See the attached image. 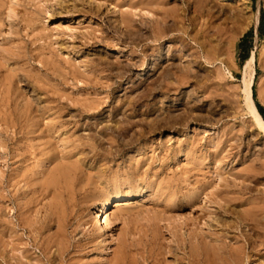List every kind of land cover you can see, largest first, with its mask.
<instances>
[{"label": "rangeland", "instance_id": "1", "mask_svg": "<svg viewBox=\"0 0 264 264\" xmlns=\"http://www.w3.org/2000/svg\"><path fill=\"white\" fill-rule=\"evenodd\" d=\"M117 1L0 0V195L10 198L7 220L18 225L23 208L42 230L36 239L17 227L21 250L8 257L26 247L44 264H188L191 256L203 264H264V137L243 109L238 49L248 35L244 48L256 56L253 87L264 94V0H149L153 5L136 9L128 2L142 0ZM163 8L183 13V31L169 30L172 13L165 20ZM125 10L134 13L136 30L122 25ZM152 20L168 29L157 42L149 37ZM93 30L104 43L83 47V34ZM200 43L214 47L211 57ZM182 75L186 84L179 87ZM55 192L63 198L55 200ZM113 195L121 199L96 219ZM104 218L111 226L101 233ZM47 232L68 238V245L56 241L67 248L63 256L56 252L63 244L54 241L45 259L41 246L54 239Z\"/></svg>", "mask_w": 264, "mask_h": 264}, {"label": "bare ground", "instance_id": "2", "mask_svg": "<svg viewBox=\"0 0 264 264\" xmlns=\"http://www.w3.org/2000/svg\"><path fill=\"white\" fill-rule=\"evenodd\" d=\"M116 1V0H115ZM118 1H120V0H118ZM117 1V2H118ZM154 3V2H153ZM116 4V3H115ZM149 4H152V2L151 1H144V0H142V1H139V2H137V4H131V3H129L128 2V6L131 8V9H136L137 7H139L140 6V8H143V7H145V8H148V5ZM113 5V4H112ZM153 5V4H152ZM124 6V5H123ZM127 6V7H128ZM197 6H198V4H197ZM118 7V6H117ZM144 8V9H145ZM14 9V8H13ZM99 9H100V7H99ZM98 9V10H99ZM130 9V10H131ZM171 10V9H170ZM178 10V9H177ZM180 10V9H179ZM16 11V10H15ZM126 11V10H125ZM145 11V10H144ZM175 11V10H174ZM181 11V10H180ZM11 11H9V13H10ZM175 12H177V11H175ZM12 13H14L13 11H12ZM11 13V14H12ZM161 15H165V20L167 19L166 17H168V16H170L169 14L170 13H172V12H170V11H168V9L166 10L165 8H163V9H160V12H159ZM178 13V12H177ZM177 13H172L171 15H172V25H171V27H169V30L171 31V30H173V31H180V30H182L183 28L181 27L182 26V24H183V21L185 20L184 19V16L182 15L183 13L182 12H179L178 14ZM180 13H182V14H180ZM10 14V16H12ZM9 15V14H8ZM133 15H134V13L133 12H129V10L128 11H126L124 14H122V25H124V27H127V28H130V30L131 29H134V30H136L137 28H135L136 26H134V21H133ZM149 15V14H148ZM159 15V14H158ZM135 16V15H134ZM137 16V15H136ZM151 16V15H150ZM13 17H15L14 15H13ZM157 17H159V16H157ZM152 17H150V19H151ZM12 19V18H11ZM135 19V18H134ZM148 19V18H147ZM150 19H148V24H149V20ZM258 19V18H257ZM256 19V20H257ZM164 20V19H163ZM164 20V21H165ZM7 21H9V20H7ZM163 21V22H164ZM10 22H12V21H10ZM147 22V21H146ZM161 22V21H160ZM163 22L162 23H159V20H158V22H155L154 20H152V22L150 23L151 25V28H150V30H149V37L151 38V40L152 41H155V42H157V41H159L161 38H162V36H164V34L167 32V28L165 27V25H163ZM246 22V21H245ZM250 23V22H249ZM163 25V27H160L161 25ZM11 25V24H10ZM136 25V24H135ZM157 26V27H156ZM158 26H159V28H158ZM247 26V25H246ZM11 27V26H10ZM123 27V28H124ZM138 27V26H137ZM145 27H147V23H146V25H145ZM129 30V29H128ZM147 31V30H146ZM183 31V30H182ZM132 32V31H131ZM134 32V31H133ZM135 32H137V31H135ZM198 33V32H197ZM202 33V32H201ZM143 34V33H142ZM100 35V34H99ZM99 35H97V33L95 34V32H94V30H93V32H88L87 34H83V40H84V43L82 44L83 45V47H87V48H93V47H96L97 45H100L101 43H104V39H103V37H101V36H99ZM148 35V34H147ZM147 35H145V39H146V36ZM181 36V35H180ZM138 38H139V36H138ZM137 38V39H138ZM141 40H139V41H142V40H144V35L142 36L141 35ZM192 38V37H191ZM200 39V38H199ZM184 40V39H183ZM192 40H194V41H198V36L196 35L195 37H193L192 38ZM145 41V40H144ZM180 41V40H179ZM201 41V40H200ZM183 43H184V41H183ZM147 44V43H146ZM158 44V43H157ZM196 44V43H195ZM201 44V43H200ZM107 45V44H106ZM199 45V44H198ZM203 45V46H202ZM207 45V44H206ZM109 46H110V44H109ZM147 46V45H146ZM151 47V46H150ZM210 47V46H209ZM144 48V47H143ZM193 48V47H192ZM203 48V50H204V52H206L207 53V57L210 55L209 53H210V51L211 50H214V47H210L209 48V50H206L205 49V47H204V44H201V49ZM216 51V50H215ZM214 52V51H213ZM146 53H147V49L146 50H141L140 51V54L142 55V56H144V57H146ZM215 53V52H214ZM150 54V53H149ZM198 54V53H197ZM210 57H211V55H210ZM255 63H256V56H255V53H252V55L248 58V60L245 62V65L243 66V79H242V81H241V83H240V98H241V102H242V104H243V109L244 110H246L245 112L247 113V115H248V117H249V119H250V121H251V125L259 132V133H261L262 135H263V137H264V119L262 118V116L260 115V113L258 112V109H257V107H256V104H255V101H254V99H253V91H252V88H253V84H254V78H255V70H254V67H255ZM133 64V63H132ZM131 65V64H130ZM51 70V69H50ZM56 70V69H55ZM88 70V69H87ZM58 71V70H57ZM91 71V70H90ZM95 72V71H94ZM62 73V72H61ZM70 73V72H69ZM65 74H66V72H65ZM68 74V73H67ZM66 74V75H67ZM93 75V74H92ZM181 75V74H180ZM68 76H69V74H68ZM174 76V75H173ZM64 77V76H63ZM71 77V76H70ZM96 77V76H95ZM183 77V78H182ZM185 76H180V77H177V85L180 87V86H182V85H184V83L186 84V82H185V78H184ZM190 78V77H189ZM95 79V78H94ZM176 80V79H175ZM95 81V80H94ZM165 81V80H164ZM163 81V82H164ZM39 82V81H38ZM96 82V81H95ZM168 82V81H167ZM260 82V81H259ZM94 83V82H93ZM93 83H92V85H93ZM39 84V83H38ZM96 84V83H95ZM95 84L92 86V87H95ZM170 84V83H169ZM166 85V86H165ZM264 85V84H263ZM162 86V85H161ZM169 86V85H168ZM260 86V85H259ZM167 88V83H164V86L163 87H161V88ZM170 87H172V85H170ZM175 87V86H174ZM173 87V88H174ZM178 87V88H179ZM165 88V89H166ZM263 88V87H262ZM110 89V88H109ZM170 89V88H169ZM175 89V88H174ZM173 89V90H174ZM180 89V88H179ZM54 90V89H53ZM162 90V89H161ZM176 90V89H175ZM6 91V90H5ZM10 91V90H9ZM170 91V90H169ZM172 91V90H171ZM170 91V92H171ZM51 92H52V90H51ZM162 92V91H161ZM13 93H14V91H13ZM165 95L167 94V93H169L168 92V90H167V92H163ZM168 95V94H167ZM257 97H258V100H259V102H260V104L261 105H264V94H263V92H262V90H259L258 91V94H257ZM8 98V97H7ZM14 98V97H13ZM110 98V97H109ZM88 102V101H87ZM22 103V102H21ZM96 104V103H95ZM84 105V104H83ZM84 107V106H83ZM91 107V106H90ZM94 107V106H93ZM95 109H96V107H95ZM19 110H22V109H19ZM27 112V111H26ZM15 113V112H14ZM84 113V112H83ZM86 113V112H85ZM29 114V113H28ZM52 114V113H51ZM15 115V114H14ZM31 114H29V116H30ZM54 115V114H53ZM53 115H52V117H53ZM13 116V115H12ZM24 117H25V115H24ZM36 117V116H35ZM16 117L14 116V118L13 119H15ZM30 118H31V116H30ZM37 118V117H36ZM35 118V119H36ZM2 119H4V118H2ZM23 119V118H22ZM22 119H21V117H20V120H21V122H22ZM32 119V118H31ZM10 120V119H9ZM25 120V119H24ZM33 120V119H32ZM54 120V119H53ZM6 121L7 122H9L7 119H6ZM12 121V120H11ZM28 121H29V119H28ZM28 121H24V122H28ZM31 121V120H30ZM15 122H18V120L17 121H15ZM14 122V123H15ZM21 122L19 121L18 122V125L20 124L21 125ZM55 122V121H54ZM3 123H5V122H3ZM13 123V122H12ZM12 123H10V124H12ZM26 123H25V125H26ZM35 123L36 122H33L32 123V125H35ZM40 123V122H39ZM3 125H5V124H3ZM12 125H14V124H12ZM15 125H17V124H15ZM19 125V126H20ZM23 125H24V123H23ZM28 125H29V123H28ZM28 125H27V127H28ZM31 125V124H30ZM39 125V124H38ZM6 126V125H5ZM7 126H8V124H7ZM37 126V125H36ZM13 127V126H12ZM16 128L15 129H17V128H19V127H17V126H15ZM22 127V126H21ZM26 127V128H27ZM34 127V126H33ZM6 128V127H5ZM10 128V127H9ZM30 128V127H29ZM28 128V129H29ZM32 128V127H31ZM35 128V127H34ZM39 128V127H38ZM40 129V128H39ZM50 129H52L53 130V128H50ZM7 130V129H6ZM19 130H21V128L19 129ZM25 130V129H24ZM37 130V129H36ZM49 130V129H48ZM47 130V131H48ZM54 130H56L55 128H54ZM58 130V129H57ZM56 130V131H57ZM23 131V130H22ZM31 131V130H30ZM35 131V130H34ZM42 131V130H41ZM50 131V130H49ZM25 132V131H24ZM28 133H29V130L27 131ZM16 133V132H15ZM19 133V132H18ZM18 133H17V135H18ZM22 132H20V134H21ZM27 133V134H28ZM33 133V132H32ZM32 133H31V135H32ZM39 133V132H38ZM50 133V132H49ZM52 133V132H51ZM19 134V135H20ZM42 134H43V132H42ZM22 135V134H21ZM26 135V134H25ZM24 135V136H25ZM27 136V135H26ZM38 136V135H37ZM22 137V136H21ZM23 138V137H22ZM40 138H41V135H40ZM200 138V137H199ZM29 141V140H28ZM30 142H32V140L30 141ZM195 143H196V141H195ZM227 144V143H226ZM229 144V143H228ZM197 145H199V144H194V146H195V148L197 147ZM1 146V145H0ZM25 146V145H24ZM32 146V145H31ZM36 146V145H35ZM27 147V146H26ZM25 147V148H26ZM38 147V146H37ZM228 147V146H227ZM195 148H192L193 149V151L195 150ZM33 149H34V147H33ZM191 149V150H192ZM23 150H25V149H23ZM215 150V149H214ZM221 150V149H220ZM28 151V150H27ZM27 151H26V153H27ZM196 151V150H195ZM225 151V150H224ZM29 152V151H28ZM39 152V151H38ZM44 152V151H43ZM24 153H25V151H24ZM45 153H46V151H45ZM196 153V152H195ZM218 153V152H217ZM225 153V152H224ZM224 153H222V154H224ZM32 154H34V151H33V153ZM35 154H36V152H35ZM220 154H221V151H220ZM220 154H219V156H220ZM222 154H221V157H222ZM235 154H237V153H235ZM25 155V154H24ZM214 155V154H213ZM215 155H218V154H215ZM214 155V156H215ZM231 155V154H230ZM228 156V155H227ZM226 156V157H227ZM232 156V155H231ZM217 158H219L218 156H216ZM220 157V158H221ZM223 157H225V156H223ZM25 158V157H24ZM216 159V158H215ZM219 161V160H218ZM68 163V162H67ZM80 164V163H79ZM69 165H71V164H69ZM216 165V164H215ZM37 166V165H36ZM39 166V165H38ZM64 167H66L65 165H64ZM59 168H61V167H59ZM70 168V167H69ZM76 168V167H75ZM79 168V167H78ZM82 168V167H81ZM80 168V169H81ZM33 169V168H32ZM74 169V168H73ZM77 169V168H76ZM29 170V169H28ZM68 170V169H67ZM65 171V175H64V177L65 176H68V173H69V171ZM71 170V169H70ZM79 170V169H78ZM33 171V170H32ZM81 171V170H80ZM30 172V171H29ZM63 172V171H62ZM71 172V171H70ZM72 172H73V170H72ZM97 172V171H96ZM33 173V172H32ZM56 173V172H55ZM60 173V172H59ZM74 173V172H73ZM185 173V172H184ZM38 174V173H37ZM44 175H45V173H43ZM49 174H51V173H49ZM93 174V173H92ZM21 175V174H20ZM39 175V174H38ZM37 175V176H38ZM52 175V174H51ZM51 175H48V176H51ZM59 175V174H58ZM80 175V174H79ZM219 175H221V174H219ZM24 176V175H23ZM32 176V175H31ZM48 176H47V179H48ZM54 176V175H53ZM52 176V177H53ZM57 176V175H56ZM62 176H63V174H62ZM72 176H76V173H75V175H71V177ZM78 176V175H77ZM82 176H83V174H82ZM87 176V175H86ZM25 177V176H24ZM23 177V178H24ZM42 177H44V176H42ZM63 177V178H64ZM69 177V176H68ZM194 177V176H193ZM46 178V177H45ZM44 178V179H45ZM56 178V177H55ZM61 178V177H60ZM86 178V177H85ZM19 179V178H18ZM17 179V180H18ZM22 179V178H21ZM25 179H27V178H25ZM24 179V180H25ZM29 179H30V177H29ZM29 179H27V180H25V181H27L28 182V180ZM32 180H33V178H31ZM31 179H30V182H31ZM40 179H42L41 177H40ZM51 179V178H50ZM64 179H66V177L64 178ZM14 180V179H13ZM38 180L39 179H37V182H38ZM57 180H59V177H58V179ZM90 180V179H89ZM88 180V181H89ZM214 180V179H213ZM21 181V180H20ZM40 181H42V180H40ZM52 182H53V180H51ZM69 181H73V180H71V178H70V180ZM87 181V182H88ZM12 182V181H11ZM36 182V181H35ZM47 181H45L44 183H46ZM49 182V181H48ZM47 182V183H48ZM58 182V181H57ZM60 182V181H59ZM68 182V181H67ZM66 182V184L68 185V188H69V184H70V182H69V184ZM13 183V182H12ZM16 183H18V182H16ZM25 183V182H24ZM42 183V182H41ZM43 183V184H44ZM61 183V182H60ZM62 183H64V181L62 182ZM19 184V183H18ZM28 185H29V183H27ZM26 184V185H27ZM32 184H33V181H32ZM17 185V184H16ZM31 185V184H30ZM30 185H29V187H30ZM54 185V184H53ZM57 185V184H56ZM71 185V184H70ZM74 185V184H73ZM73 185H71V186H73ZM93 185V184H92ZM204 185V184H203ZM208 185V184H207ZM210 185V184H209ZM15 186V185H14ZM25 186V185H24ZM40 186L41 185H39V187L38 188H40ZM44 186V185H43ZM50 185H48V187H49ZM78 186V185H77ZM97 186V185H96ZM201 186V185H200ZM232 186H235V185H232ZM37 187V186H36ZM47 187V186H46ZM57 187H59L58 185H57ZM62 187V186H61ZM63 187H65V185H63ZM62 187V188H63ZM75 187V186H74ZM209 187V186H208ZM1 188V187H0ZM8 188V187H7ZM16 188V187H15ZM31 188H33V189H35V193H37V191H36V188H34L33 186L31 187ZM44 188V187H43ZM55 188V187H54ZM73 188V187H72ZM71 188V189H72ZM75 188H77V187H75ZM201 188V187H200ZM211 188V187H210ZM240 188V187H239ZM244 188V187H243ZM242 188V189H243ZM23 189V188H22ZM24 189H26V187H24ZM30 189V188H29ZM42 189V188H41ZM51 189V188H50ZM60 189V188H59ZM67 189V188H66ZM84 189V188H83ZM199 189V188H198ZM202 189V188H201ZM200 189V190H201ZM241 189V190H242ZM2 190V189H1ZM16 190V189H15ZM31 190V189H30ZM29 190V191H30ZM43 190H45V189H43ZM42 190V191H43ZM48 191H49V189H47ZM46 190V191H47ZM52 190H53V186H52ZM205 191H206V188L204 189ZM208 190V189H207ZM25 191V190H24ZM39 191H40V189H39ZM61 191V190H60ZM65 191V190H64ZM73 191H74V188H73ZM76 191H78V190H76ZM22 192V191H21ZM57 192H58V194L60 193L59 192V190H57ZM71 192V191H70ZM79 192V191H78ZM80 192H83L82 190L80 191ZM79 192V193H80ZM23 193V192H22ZM28 193V192H27ZM35 193H33V191H32V194H35ZM43 193V192H42ZM74 193V192H73ZM72 193V194H73ZM86 193V192H85ZM84 193V194H85ZM205 193V192H204ZM2 194V193H1ZM17 194V193H16ZM29 194V193H28ZM32 194H30V195H32ZM38 194H40V192H38ZM45 194V193H44ZM53 194H55V196L53 197L55 200H57L58 201V199L61 197V196H59L58 194H57V196H59V198L57 197V199H56V192L55 193H53ZM52 193H51V197H52V195H53ZM63 194H65L64 192H63V190H62V192L60 193V195H63ZM75 194H76V192H75ZM136 195H135V199H136V197L137 196H141L140 194H141V192L139 193H135ZM207 194V193H206ZM14 195V194H13ZM19 195V194H18ZM24 195H25V193H24ZM36 195V194H35ZM34 195V196H35ZM48 195V194H47ZM46 195V196H47ZM9 196V195H8ZM8 196H6V197H4V198H2V196L0 195V260H3L4 262H5V264H44V263H42L43 261H42V259L41 258H33L34 256H31V252H29V251H31V250H27V249H22V252H20V253H22V256H19L18 254H17V258H16V256L14 255V256H12L11 258L10 257H8L9 255V253H12L13 252V250L14 249H17L18 251L19 250H21L20 248H18L19 246L18 245H16V246H18V247H16L15 246V243H16V240H18V241H20L19 240V238L18 237H20V235L18 234L19 232H17V227H19L20 229H22L23 231H24V233H25V231H27V233L29 234V235H35V237H36V239H38V237H40L41 236V232H42V230L40 231V229L39 228H36V225L37 224H35V223H32L33 225H35V227H32L33 225H31V222H35V220L34 221H29L28 220V215H30L29 213H28V211H27V213L28 214H26V212H25V209H21L20 207V210L18 211L20 214H19V217H20V219H19V223H18V225L17 224H15L12 220V222L10 221V219L9 220H7V218L6 217H8V215H9V213L8 214H6L7 212H5V209L3 210V208H6L7 207V205H5L4 204V201L5 200H7L6 202L8 203V201L10 202V198L8 197ZM22 196V195H21ZM44 195H42V197H43ZM65 196H67V195H65ZM69 196H70V194H69ZM30 197V196H29ZM28 197V199H30ZM37 197V196H36ZM49 197V196H48ZM73 197H75V195L73 196ZM208 198L210 197V196H207ZM33 198V197H32ZM32 198H31V201H32ZM38 198V197H37ZM52 198V199H53ZM63 197H61L60 199H62ZM69 198V197H68ZM103 198V197H102ZM207 198V199H208ZM18 199H19V197H18ZM33 199H35V198H33ZM40 199H41V197H40ZM45 199V198H44ZM104 199V198H103ZM121 199V197L120 196H118V195H113V196H111V197H109V198H105L103 201V203L100 205L101 206V208L99 207V209L100 210H98V214H97V217H96V219H98L99 217H100V214H102V216H103V213H104V211L105 212H107L108 211V208L110 207V205L112 204V203H116L117 201H119ZM231 199V198H230ZM14 200V199H13ZM13 200H12V202H13ZM23 200V199H22ZM25 200V199H24ZM46 200H48V199H46ZM54 200V201H55ZM74 200V199H73ZM123 200V199H122ZM210 200V199H209ZM3 201V202H2ZM21 201V200H20ZM19 201V202H20ZM30 201V200H29ZM28 201V202H29ZM33 201H35V200H33ZM32 201V202H33ZM41 201H42V199H41ZM44 201V200H43ZM42 201V202H43ZM49 201V200H48ZM59 201H61V200H59ZM65 201H66V199H65ZM72 201V200H71ZM75 201V200H74ZM74 201H72L73 203H74ZM204 201V200H203ZM18 202V203H19ZM22 202V201H21ZM24 202V201H23ZM36 202V201H35ZM34 202V203H35ZM41 202V203H42ZM47 202V201H46ZM52 202H53V200H52ZM64 202V201H63ZM67 202V201H66ZM66 202H65V204H66ZM68 202H69V199H68ZM67 202V203H68ZM96 202V201H95ZM100 202H102V200L100 201ZM129 202V201H128ZM3 203V204H2ZM14 203V202H13ZM30 203V202H29ZM33 203V204H34ZM37 203H38V201H37ZM39 203H40V201H39ZM55 202H53L52 204H54ZM72 203V204H73ZM88 203V202H87ZM16 204V203H15ZM22 204V203H21ZM24 204V203H23ZM51 204V203H50ZM63 204V203H62ZM5 205V206H4ZM28 205H30V204H28ZM36 205V204H35ZM34 205V206H35ZM42 205V204H41ZM57 205H59V204H57V202H56V207H59V206H57ZM61 205V204H60ZM95 205V204H94ZM114 205V204H113ZM4 206V207H3ZM20 206V205H19ZM22 206V205H21ZM24 206V205H23ZM27 205H25L24 206V208L26 207ZM50 205L48 204V207H49ZM52 206V205H51ZM65 206V205H64ZM77 206V205H76ZM28 207H30V206H28ZM28 207H26V208H28ZM32 207H33V205H32ZM38 207H39V205H38ZM42 207V206H41ZM40 207V208H41ZM47 207V208H48ZM67 207V206H66ZM94 207V206H93ZM92 207V208H93ZM96 207V206H95ZM256 207V206H255ZM8 208V207H7ZM34 208V207H33ZM36 208V207H35ZM44 208V207H43ZM52 208V207H51ZM53 208H54V210L53 211H55V207H54V205H53ZM52 208V209H53ZM249 208V207H248ZM257 208H259V207H257ZM256 208V209H257ZM263 208V207H262ZM9 209V208H8ZM13 209V208H12ZM56 209H58V208H56ZM64 209V208H63ZM256 209H254L253 211H255ZM11 209H9V211H10ZM32 210V209H31ZM43 210H45V208L43 209ZM50 210V209H49ZM47 211L48 213H51L50 211H52V210H50V211ZM71 210V209H70ZM121 210H123V209H121ZM120 210V211H121ZM192 210V209H191ZM251 210V209H250ZM260 210H262V209H260ZM8 211V212H9ZM46 211V210H45ZM65 211V210H64ZM119 211V212H120ZM258 211V210H257ZM256 211V212H257ZM17 212V213H18ZM37 212H38V210H37ZM36 212V214H38ZM118 212V213H119ZM122 212V211H121ZM251 212V211H250ZM256 212H255V214H256ZM32 213V215H33V212H31ZM40 213V212H39ZM47 213V214H48ZM53 213V212H52ZM56 213H58V211L57 212H55V214ZM69 213V212H68ZM97 213V212H96ZM113 213V212H112ZM2 214H4L3 216H5L3 219H2ZM46 214V213H45ZM54 213H53V216L55 215ZM73 214V213H72ZM115 215H116V213H114ZM251 214V213H250ZM254 214V213H253ZM258 214V213H257ZM49 215V214H48ZM48 215L46 216L47 217V219H48ZM52 215V214H51ZM50 215V216H51ZM63 215H64V213H63ZM95 215V214H94ZM119 215H120V213H119ZM252 215V214H251ZM36 216V215H35ZM69 216V215H68ZM72 216V215H71ZM101 216V217H102ZM114 216V215H113ZM117 216V215H116ZM115 216V217H116ZM207 216V215H206ZM253 216V215H252ZM29 217H31V216H29ZM33 217V216H32ZM32 217H31V219H32ZM5 218H6V221H3V220H5ZM33 218H35V217H33ZM44 218H45V215H44ZM52 218V217H51ZM106 218H107V216H106ZM106 218H104V222H103V228H100L99 229V232H101V233H106V232H108V230H109V226H111L110 224H109V222H108V220L106 219ZM203 218V217H202ZM246 218V217H245ZM18 219V218H17ZM40 219V218H39ZM47 219H44L46 222L48 221ZM59 219V218H58ZM63 218L61 217V219L60 220H62ZM66 219V218H65ZM96 219H94V220H96ZM201 219V218H200ZM255 219H256V217H255ZM255 219H252L254 222H255V224H257L258 223V221L257 220H255ZM43 220V219H42ZM202 220H204V219H202ZM2 221L4 222V223H2ZM41 221V220H40ZM44 221V223H46ZM49 221H50V219H49ZM48 221V222H49ZM52 221V220H51ZM54 221V220H53ZM62 221H64V220H62ZM110 221V220H109ZM206 221V220H205ZM38 222H39V220H38ZM42 222V221H41ZM61 222V221H60ZM70 222V221H69ZM90 222H91V220H90ZM89 222V223H90ZM43 223V222H42ZM51 223V222H50ZM52 223H54V222H52ZM202 223V222H201ZM40 224V223H39ZM60 225H61V223H59ZM92 224V223H91ZM259 224V223H258ZM43 225V224H42ZM52 225V224H51ZM50 225V226H51ZM57 225H58V222H57ZM59 225V227H60V231H62L63 230V227H61ZM262 225V224H261ZM45 226H48V225H45ZM49 226V227H50ZM63 226H65V225H63ZM67 226V225H66ZM260 226V225H259ZM42 227H44V226H42ZM48 227H46L45 229H47ZM111 228V227H110ZM51 229V228H50ZM49 229V230H50ZM62 229V230H61ZM19 231V230H18ZM46 231V230H45ZM90 231V230H89ZM89 231H88V233H89ZM98 231V230H97ZM181 231V230H180ZM192 231V230H191ZM208 231V230H207ZM52 232V231H51ZM92 232V231H91ZM94 232V231H93ZM92 232V233H93ZM193 232V231H192ZM48 233V232H47ZM47 233H45L46 234V236H47ZM50 233V232H49ZM49 233H48V236L47 237H49V239H50V237H52V236H54V233L52 234V236H50L49 235ZM45 234H44V236H45ZM100 234V233H99ZM99 234L97 233V236H99ZM194 234V233H193ZM197 234V233H196ZM7 235H8V238H6L7 237ZM24 235V234H23ZM92 235V234H91ZM93 235H94V233H93ZM92 235V236H93ZM101 235V234H100ZM189 235V234H188ZM203 235V234H202ZM213 235V234H212ZM21 236H22V234H21ZM43 236V235H42ZM44 236L42 237V239H44ZM56 236H57V234H56ZM60 235H58V237H59ZM62 236V235H61ZM61 236H60V238H61ZM105 236H106V234H105ZM105 236H103V237H105ZM32 237V236H31ZM46 237V238H47ZM58 237H56L57 239H58ZM65 237V236H64ZM94 237H95V235H94ZM194 237H195V235H194ZM30 238V237H29ZM41 238V237H40ZM60 238L58 239V240H60ZM90 238V237H89ZM97 238V237H96ZM100 237H98V239H99ZM191 239H192V237H190ZM197 238L199 239L198 241H201V243H202V241L204 240V238L202 237V236H197ZM211 238V237H210ZM21 239V238H20ZM62 240L61 241H63L64 243L66 242V241H64L63 240V238H61ZM66 239V238H65ZM92 239H93V237H92ZM107 239H108V237H107ZM209 239V238H208ZM35 240V239H34ZM41 240V239H40ZM45 240V239H44ZM43 240V241H44ZM58 240H55V236H54V239H53V241L52 240H48L47 241V245H45V244H42V250H43V254H44V256H45V254L47 253V255L45 256V259L48 257V256H51L49 253H52L51 252V248H53L51 245L53 244L52 242H54L55 241V243L53 244V246L54 245H56V241H58ZM68 242H69V240H68V238L66 239ZM95 240V239H94ZM184 240V239H183ZM195 240H196V238H195ZM18 241H17V243H18ZM36 241H38V240H36ZM95 241H97V240H95ZM193 241V240H192ZM26 242V241H25ZM39 242V241H38ZM60 242V241H59ZM58 242V243H59ZM68 242H66V245H68L69 243ZM91 242H92V240H91ZM103 242H104V240H103ZM102 242V243H103ZM106 240H105V244H106ZM197 242V241H196ZM45 243H46V241H45ZM57 243V244H58ZM92 243H94V242H92ZM101 243V244H102ZM182 243V242H181ZM189 243V242H188ZM209 243V242H208ZM210 243H212V242H210ZM30 244V243H29ZM41 244V243H40ZM60 244H63V243H61L60 242ZM128 244V243H127ZM163 244V243H162ZM190 244L191 243H189V246H190ZM196 244V243H195ZM203 245H204V242L202 243ZM207 244V243H206ZM45 245V246H44ZM59 245V244H58ZM57 245V246H58ZM85 245H86V243H85ZM94 245V244H93ZM192 245H193V243H192ZM201 245V244H200ZM211 245V244H210ZM226 245V244H225ZM257 245V244H256ZM21 246V245H20ZM24 246H28V244L27 243H23V246L22 247H24ZM84 246V245H83ZM87 246V245H86ZM162 246V245H161ZM194 246V245H193ZM222 246H224V243H223V245ZM236 246V245H235ZM21 247V248H22ZM56 247V246H55ZM60 247H62V245H60ZM56 248V252L58 251V254L60 255V256H63L64 255V253H66L67 252V248H65L64 247V244H63V247L62 248ZM66 247H68V246H66ZM191 247V246H190ZM227 247V246H226ZM229 247V246H228ZM63 248H65V249H63ZM87 248V247H86ZM224 248V247H223ZM231 248H233V247H231ZM8 249H10V250H8ZM68 249H69V247H68ZM81 249H83L82 247H81ZM80 249V250H81ZM216 249V248H215ZM242 249V248H241ZM241 249H240V251H241ZM17 250H14L15 252L17 251ZM78 250V249H77ZM86 250V249H85ZM179 250V249H178ZM192 250V249H191ZM196 250V249H195ZM198 250V249H197ZM238 250V249H237ZM17 251V252H18ZM55 251V250H54ZM71 251V250H70ZM75 251V250H74ZM129 251V250H128ZM131 251V250H130ZM203 251V250H202ZM239 251V250H238ZM55 252V253H56ZM141 252V251H140ZM19 253V254H20ZM33 253V252H32ZM42 253V252H41ZM54 253V254H55ZM74 253V252H73ZM72 253V254H73ZM76 253V252H75ZM116 253V252H115ZM191 253V252H190ZM194 253V252H193ZM199 253V252H198ZM230 253V252H229ZM242 253V252H241ZM30 254V255H29ZM49 254V255H48ZM57 254V253H56ZM149 254V253H148ZM192 254V253H191ZM233 254V253H232ZM13 255V254H12ZM21 255V254H20ZM33 255V254H32ZM42 255V254H41ZM66 255V254H65ZM74 255V254H73ZM72 255V256H73ZM133 255V254H132ZM196 255H197V253H196ZM225 255V254H224ZM235 255H237V254H235ZM240 255V254H239ZM59 256V257H60ZM71 256V257H72ZM190 256V255H189ZM134 257V256H133ZM133 257H131V258H133ZM181 257V256H180ZM187 257V256H186ZM192 257V256H191ZM191 257H189V258H187L188 259V261H186V262H188V264H203L202 262H200L199 263V260L197 261L196 260V262L195 261H193V260H195V259H192V260H190V258ZM193 257H194V255H193ZM237 257H238V255H237ZM236 257V258H237ZM49 258V257H48ZM53 258V257H52ZM112 258H114V257H112ZM162 258H164V257H162ZM198 257H196V259H197ZM56 259H58V258H56ZM65 259V258H64ZM63 259V257H62V259L61 260H64ZM208 259V258H207ZM46 260H48V259H46ZM52 260V259H51ZM59 260V259H58ZM109 260V259H108ZM130 260V259H129ZM176 260V259H175ZM181 260V259H180ZM179 260V261H180ZM185 260V259H184ZM216 260V259H215ZM66 261V260H65ZM64 261V262H65ZM120 261V260H119ZM134 261V260H133ZM157 261V260H156ZM236 261V260H235ZM239 262H241L242 263V261L239 259L238 260ZM53 262V261H52ZM51 262V263H52ZM60 262V261H59ZM121 262H123V261H121ZM181 262V261H180ZM179 262V263H180ZM198 262V263H197ZM216 262V261H215ZM239 262H237V264H240ZM70 263V262H69ZM131 263V262H130ZM212 263V262H211ZM227 263V262H226ZM110 264V263H109ZM150 264H152L151 262H150ZM180 264H184V262L182 263H180ZM235 264V263H234Z\"/></svg>", "mask_w": 264, "mask_h": 264}, {"label": "trees", "instance_id": "3", "mask_svg": "<svg viewBox=\"0 0 264 264\" xmlns=\"http://www.w3.org/2000/svg\"><path fill=\"white\" fill-rule=\"evenodd\" d=\"M247 38H248V35L238 45V49H239V51H241L240 57H241L242 62H246L248 60V58L250 57L249 56V49L244 48V44L246 43ZM252 91H253V99L255 101L258 112L260 113V115L264 119V107L262 105L258 104V102H257V93H256L255 87L252 88Z\"/></svg>", "mask_w": 264, "mask_h": 264}]
</instances>
